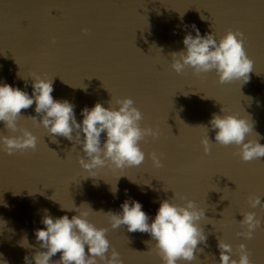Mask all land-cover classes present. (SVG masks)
Listing matches in <instances>:
<instances>
[{
	"label": "water",
	"instance_id": "obj_1",
	"mask_svg": "<svg viewBox=\"0 0 264 264\" xmlns=\"http://www.w3.org/2000/svg\"><path fill=\"white\" fill-rule=\"evenodd\" d=\"M193 25L201 36L212 33L217 40L229 30L243 34L253 62L247 83H218L214 71L196 76L190 68L181 74L171 69L169 53L184 48V35H195ZM33 73L52 79L51 95L75 106L78 123L82 108L97 102L108 107L110 99L117 107L116 99L128 97L143 114L141 127L158 129L159 135L141 142L146 158L139 167L104 168L97 178H85L79 145L63 137L54 143L27 118L39 120L35 104L22 109L18 126L37 137V149L0 151V264H24L23 257L34 254V230L44 227V209L71 218L76 213L60 205L86 203L94 212H118L126 199L139 202L149 222L164 199L192 200L204 209L200 224L207 247L198 245L203 251L191 264H218L217 240L232 246L233 259L244 244L252 264H264V208L248 203L250 196L264 202V157L244 162L233 155L234 146L218 144L205 154L200 140L206 130L199 127L223 107L250 117L264 145V0H0V83L31 95ZM18 134L0 124V135ZM207 135L214 142V131ZM151 152L163 153L162 167L152 166ZM244 212L261 220L251 239L237 235L244 231ZM89 219L108 228L110 250L123 264H161L149 234L111 229L103 213ZM25 238L33 247H21Z\"/></svg>",
	"mask_w": 264,
	"mask_h": 264
},
{
	"label": "clouds",
	"instance_id": "obj_2",
	"mask_svg": "<svg viewBox=\"0 0 264 264\" xmlns=\"http://www.w3.org/2000/svg\"><path fill=\"white\" fill-rule=\"evenodd\" d=\"M201 19L204 18L201 16ZM192 28L195 35H184V48L169 53L173 71L181 74L190 68L196 76L214 71L221 84L234 80L241 84L248 82L253 62L245 53L241 32L229 30L217 40L212 33L201 36L195 25ZM82 32L86 33L87 29H82ZM52 42L55 43L54 40ZM31 80V95L8 83H0V124L12 133H19L14 136L0 135V151L8 155L36 151L37 137L18 126L21 110L35 104L34 111L39 120L36 116L27 118L32 120L34 126L39 124L44 127L54 143L57 142L56 137H63L79 145L83 155L77 158V162L87 173L85 178H97L100 169L123 170L144 163L146 156L141 142L149 136L157 138L159 131L148 126L141 127L143 114L134 106L131 98L116 99L117 107L112 106L111 99L107 102L108 107L99 102L91 108L86 106L81 109L82 120L78 123L75 106L68 100H57L51 95L54 91L52 79L33 73ZM199 127L206 130L200 140L205 154L210 152L213 144H218L234 146L236 150L233 155L244 162L264 157V145L258 142L261 137L254 132L253 122L247 115L229 113L222 107L219 114H212L207 126ZM210 130L215 133L214 142L208 138ZM253 133L256 138L249 139ZM162 157L163 153L147 154L154 168L163 166ZM111 191L115 194V187ZM248 203L252 208H264V202L258 196H250ZM81 205L86 206V210ZM81 205L76 207L73 204L70 208L60 205L62 211L76 213L71 218L68 215L53 217L47 209L43 210L41 223L44 227L34 230L38 247L33 255L23 257L24 264H123L119 253L114 248L110 250L106 237L108 228L96 227L89 219L91 213H103L111 229L126 226L128 232L149 234L161 264H191L197 258L195 254L203 251L198 245L207 247L200 224L202 219H206L205 210L192 200H185L183 204L174 203L172 199L161 200L151 222L142 205L135 200L126 199L118 212H94L88 204ZM240 215L243 219L239 223L244 231L237 235L251 239L261 220L254 212ZM21 247L33 246L25 238L21 241ZM217 248L218 264H252L244 244L238 245L236 259L232 258L233 249L228 243L217 240ZM57 253L59 260L53 261L52 257Z\"/></svg>",
	"mask_w": 264,
	"mask_h": 264
}]
</instances>
